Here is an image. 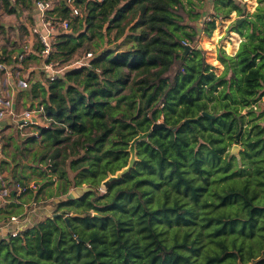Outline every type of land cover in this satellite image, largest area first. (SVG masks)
<instances>
[{
    "label": "trees",
    "instance_id": "obj_1",
    "mask_svg": "<svg viewBox=\"0 0 264 264\" xmlns=\"http://www.w3.org/2000/svg\"><path fill=\"white\" fill-rule=\"evenodd\" d=\"M47 1L48 16L72 25L43 57L35 0H0L3 13L31 20L23 28L40 67L27 74L24 109L41 107L47 123L20 152L36 191L28 177L6 180L0 226L24 217L26 195L50 210L0 236V264H264V0L230 28L242 41L233 65L217 56L219 75L197 49V23L211 37L217 20L245 15L235 0H211L206 15L192 0ZM21 37H4L0 72L27 68ZM43 63L61 73L50 80ZM31 144L40 149L28 161ZM131 146V169L103 187Z\"/></svg>",
    "mask_w": 264,
    "mask_h": 264
},
{
    "label": "rangeland",
    "instance_id": "obj_2",
    "mask_svg": "<svg viewBox=\"0 0 264 264\" xmlns=\"http://www.w3.org/2000/svg\"><path fill=\"white\" fill-rule=\"evenodd\" d=\"M235 1L238 3V5H240V7H244L245 13L248 11L247 10V8H248L247 1H249V0H235ZM250 13L251 12L249 11V14ZM33 14H34V12H33ZM232 15H234V18H233L234 20L233 19L231 20V18H230L229 20H225V21L217 20L215 22V30L212 32V36L211 37H206L203 34H201V32H200L199 39H197V43H198L197 46L200 45L201 48L205 51V53H206V60L211 65L216 64L217 56L219 54L223 56V50H222L223 48H222V45L224 46L227 43L226 41H228V44L230 46H233L232 44H234V41L231 42L229 40V38L231 36V33H232V31L230 30V28H232V23H234L236 21V19H239V18H242V17H237L236 16L237 15L236 13H233ZM227 21H231L230 24H227ZM30 22H31V20L27 19L26 12H21L18 15H12V14L10 15V14H6V13H3L2 11H0V27L2 29H4V31H5V33H3V34L0 33V52H2V50L4 48H7L6 47V44H5L4 37L9 38L11 40V41L10 40L9 41L12 42L16 37H19L23 33V37H21L19 39L18 43H19V45L21 47H23L27 51V53H28L27 56L31 55L32 53L30 52L29 47L31 46V48H32L33 45L36 44L35 38L34 39H31L28 36V31L27 30L25 31L24 28H23V24H24V27L26 29L29 28V27H31L32 24H30ZM199 25H198V27L201 28V26H199ZM15 29H16L17 33H18V30H19V33L18 34H16V32L14 31ZM217 32L220 33V36L222 35L221 37L219 36L220 38H215V36L217 37V35H216ZM122 48H123V46H122ZM7 49H9V47ZM225 51H226V48H225ZM225 54H227V52H225ZM81 58H82V55L81 56L77 55V57H75V59L73 61H80ZM25 65L27 66V68H25V70H24L25 72L23 71L24 77L21 74H20V77H19L18 74H16L17 71H15L14 69L11 70L10 72L12 73V79L16 81L15 83H17L18 80L21 79L23 82H26V84H27L26 86H20V85H18V87L25 88L26 90H28V89H30V87H29L28 84H30L31 82L30 83L27 82V79H26L27 78V74L30 73L32 70L34 71V69H38L40 67V62L37 61V58H35V59H31L30 58L29 60H27V62L25 63ZM28 70H30V71L29 72H26ZM43 70H44V67L41 66V70L40 71L43 72ZM14 74H16V77H15ZM32 77H34L35 80H37V82H38L39 79L40 80H44L43 77H42V75L40 74V72H38L35 76H32ZM2 82H3V79H0V83H2ZM5 83L6 84L9 83V79ZM1 92H2V88L0 89V94H1ZM3 97H4L2 99L3 101L4 100H11L10 97H8L7 94H4ZM1 108H3V107L0 106V109ZM23 108H25V107H23ZM17 114H19V113H17ZM4 115H6V117L9 116L8 113H6ZM8 123H9L8 125L1 126L0 127V132L5 129L6 132L3 135L4 136L8 135V138L10 136H13L14 135L13 136L14 138H12V137L11 138L16 143H18V141H21L22 139H25L22 136H27L31 132V129H29V128H23V129H20L19 130L18 129V125L16 124L18 122L15 123L13 121V123H14L13 124V123H11V121L9 119ZM46 124H47L46 121L41 120V125L44 126ZM23 145H26V144H23ZM31 147L32 148L35 147V151H38V149H39L38 148V145L31 144ZM23 150H24L23 148L22 149H19L18 148V152L19 153L22 152ZM3 152H4V150L2 151V145H0V165H2V168L8 166V164H7L8 162H6L4 160V156H3L4 153ZM10 164L12 165V167H11L12 170H14L15 168L18 167V170L14 172V178L15 179H19V178L23 177L24 175H25V177H28V175H26V173L24 172V170L22 168V165H21L22 162H20L19 160H16L14 157H12V160H11ZM23 165H25L24 162H23ZM24 168H26V167H24ZM36 175L37 176L32 175L33 176L32 178H28L29 180H25V181H30L29 184H32V182H31L32 179L38 178V174H36ZM4 177H6V176H3L2 178L0 177V178L5 183ZM7 180H9V179H7ZM14 186H15V184H13V187ZM32 194H34V193H32ZM3 197H5V198H3ZM23 197L25 198V201H24L25 203L24 204H26V206L24 205V207H22L24 209V211H25V215H24V217L18 218V220H20V223H23V225H25V227H29L31 225L36 224L35 222H38L41 219V216L42 215H40V213L44 209H47V206H43L44 204L43 205L36 204V203L34 204V202L32 201L33 196L29 197V196L26 195V196H23ZM9 201H10V199H9V193L8 192H5L3 190V186H2L1 181H0V207L2 205H6L7 203H9ZM28 207H31V208L28 209Z\"/></svg>",
    "mask_w": 264,
    "mask_h": 264
},
{
    "label": "crops",
    "instance_id": "obj_3",
    "mask_svg": "<svg viewBox=\"0 0 264 264\" xmlns=\"http://www.w3.org/2000/svg\"><path fill=\"white\" fill-rule=\"evenodd\" d=\"M192 2L193 3H195V5H196V7L200 10V8H203V10L201 11L200 10V12H202V13H204V15H206L207 13L208 14H210V13H212V2H211V0H192ZM247 3H248V8H247V12L245 13L247 16H248V14H249V11L251 12L249 15H251L254 11H255V9H256V7H257V2H256V0H249V1H247ZM235 4L236 5H238V3L235 1ZM240 6V5H239ZM205 7V8H204ZM242 9H244V7H242ZM245 10V9H244ZM233 13H236L235 11H233L231 14H230V18H231V20L234 18V15H232ZM237 14V13H236ZM246 15H244V16H242V18H243V20L241 21V23L244 21V19H245V17H246ZM237 16V15H236ZM238 17V16H237ZM230 18H228V19H225V20H229ZM225 20H222V21H225ZM234 20V19H233ZM237 20V19H236ZM201 21H199L198 23L200 24L199 26H201V23H200ZM230 22L231 21H227V24H230ZM240 23V24H241ZM239 24V25H240ZM37 25V22H36V20H35V25L34 26H36ZM197 27H198V25H197ZM215 30V29H214ZM213 30V31H214ZM217 37L215 36V38H220L221 36H220V33L219 32H217ZM211 36H212V34H211ZM220 36V37H219ZM235 38H237V46H236V49H233V58H228L226 55H225V48H226V46H228L229 44H228V41H226L227 43L223 46L222 45V50H223V57L224 58H226L227 60H229L230 61V63L233 65L234 63V59H235V54H236V51H237V49H238V46H239V44L241 43V41H242V39H241V37L239 36V34H237L236 32H232L231 33V36H230V38H229V40L231 41V42H233L234 41V39ZM216 44V43H215ZM233 45V44H232ZM203 50V49H202ZM28 53H27V51L25 50V55H27ZM31 59H32V57H36V55L35 54H31ZM30 59V58H29ZM207 61V60H206ZM27 62V61H26ZM208 63V62H207ZM209 64V63H208ZM210 66H212L213 67V70H214V72H215V74L216 75H219V74H221L222 73V71H223V66H222V64L218 61V59L216 60V64H213V65H211V64H209ZM17 67V66H16ZM20 69H22L23 71L25 70V68H23L22 66H20ZM9 71H11V70H9ZM30 70H28V71H26V72H29ZM33 71V70H32ZM25 72V71H24ZM19 72L17 71L16 72V74H18ZM235 73H236V75L239 77V78H242V75L238 72V70L237 69H235ZM16 74H14L15 75V77H16ZM21 75H23V77H24V74H23V72L21 73ZM18 76H19V74H18ZM20 77V76H19ZM0 79H3V82L2 83H0V89L2 88V92H1V94H0V106L1 107H3V108H1L0 109V115H2V116H0V127L1 126H6V125H8L9 123H8V121H9V119H10V121H11V123H13V118H11V116H10V111H14L15 113H21L22 111H24V110H26V109H24L23 107H24V105L26 104V102H25V100H27L28 101V99H27V95H26V89L25 88H20V87H18V85H20V86H26L27 84H26V82H23L21 79H19L18 80V82L17 83H15L16 81L15 80H13L12 79V73L10 72V73H8V72H0ZM8 79H9V83H5L6 81H8ZM35 80V79H34ZM29 85V84H28ZM4 94H7L8 95V97H10V99L11 100H2L4 97ZM261 102H264V98H262V100H261ZM7 105V106H6ZM20 111V112H19ZM6 113H8L9 114V116L8 117H6V115H4V114H6ZM14 124V123H13ZM17 126V125H16ZM19 129V128H18ZM20 130V129H19ZM6 131H5V129L3 130V131H1L0 132V145H2V151L4 150V160L6 161V162H8L7 164H8V166H6V167H4V168H2V167H0V177L2 178L3 176H6V177H4V179H5V183H4V181H2L1 180V178H0V181H1V184H2V186H3V190L4 191H6V192H8V193H10L11 192V190L9 189V187H5V185H6V180L7 179H9L10 181L12 180V176H13V174H14V172L15 171H17L18 170V167L17 168H15L14 170H12V165L10 164V162H11V160H12V157H14L16 160H19L20 162H22V168H23V170H24V172L26 173V175H28V178H32L33 176H32V173H31V170L28 168V167H30V164H28L29 162H27V161H25L23 158H22V156H21V153H19L18 152V148L19 149H26L27 147H26V145H23V144H25V142H26V140L25 139H22L21 141H18V143H16L12 138H14L13 136H10L9 138H8V135H6V136H4L3 134L5 133ZM3 135V136H2ZM2 136V137H1ZM12 137V138H11ZM22 137H24V138H27L28 137V135L27 136H22ZM11 138V139H10ZM20 144V145H19ZM16 147V148H15ZM38 148L40 149V147L38 146ZM39 149H38V151H39ZM35 152V147L34 148H28V150H27V153L29 154V156H28V161L31 159V156L33 155V153ZM20 158V159H19ZM23 162L25 163H27L28 164V166L26 167V168H24L25 166H23ZM21 168V167H20ZM23 177H25V175L23 176ZM27 177H25V179H26ZM26 179V180H29V179ZM31 182H40L39 181V179L38 178H36V179H32V181ZM13 189H14V191H15V187H13L12 188V192L14 193V191H13ZM16 192V191H15ZM3 198H5V197H3ZM26 206V205H25ZM47 210H49V209H44L41 213H40V215H42L41 217H43L44 215H45V213L47 212ZM49 212H50V210H49ZM35 223H37V222H35ZM25 227V225H23V223H20V221L18 222V223H12V222H9V225H7L6 227H2V226H0V236H5L6 235V233L8 232V231H11V230H15V229H21V228H24ZM7 228V229H6Z\"/></svg>",
    "mask_w": 264,
    "mask_h": 264
},
{
    "label": "built area",
    "instance_id": "obj_4",
    "mask_svg": "<svg viewBox=\"0 0 264 264\" xmlns=\"http://www.w3.org/2000/svg\"><path fill=\"white\" fill-rule=\"evenodd\" d=\"M7 1L11 5H15L17 3V0H7ZM51 7H52L51 1L35 0V12H36L35 19L37 25L32 27V32L38 36L43 46V51L41 52L43 57H47L51 52V43H50L51 39H53L54 36H56V34L59 32H66L70 30L72 25L71 21L69 20L61 21L55 17L48 16L47 12L51 9ZM76 15H78V11L74 9L73 16ZM87 57H89V55H87L86 58ZM42 67H44L43 71L47 73L50 80H54L61 73V70L56 69L50 63H43ZM6 70H7L6 65L0 63V71H6ZM9 114L11 118H13L15 123L18 122L16 124L18 125L19 129H23V128L31 129L30 134H32L33 128L41 125V120L46 121L44 118L41 119L40 115L43 114L41 107L38 110H34V109L24 110L19 114L15 113L14 111H10ZM34 135L38 137L36 133ZM35 186H36L35 182H32V184L28 185V189L35 190L36 189ZM24 190L25 189L20 187L19 185H15V191L17 194L23 193ZM11 222L18 223L19 221L17 220V218L12 217ZM11 232L12 235L16 234L15 230H12Z\"/></svg>",
    "mask_w": 264,
    "mask_h": 264
},
{
    "label": "water",
    "instance_id": "obj_5",
    "mask_svg": "<svg viewBox=\"0 0 264 264\" xmlns=\"http://www.w3.org/2000/svg\"><path fill=\"white\" fill-rule=\"evenodd\" d=\"M242 20H243V18L237 19L234 23H232V27L238 26L241 23ZM197 25H199V23H197ZM200 32H201L200 28L197 27V39H199ZM191 48L192 47L190 45H185L184 46V51H183V56L186 55L187 51H189ZM197 49L202 50L200 45L197 46ZM203 115L206 116L205 113H203ZM185 123H187V121H185ZM163 126H164L163 124H158V123L154 124L153 127H152V130H156V129L162 128ZM237 149H238V147L234 146L233 149H232V153H234ZM130 153H131V158L129 160V164L127 165V167L124 168L123 170L117 172L115 175L109 176L105 181H103V183H102L103 187H107L111 182L120 179L121 176L126 174L131 169V167L133 165V162H134V149H133V146L130 147Z\"/></svg>",
    "mask_w": 264,
    "mask_h": 264
}]
</instances>
